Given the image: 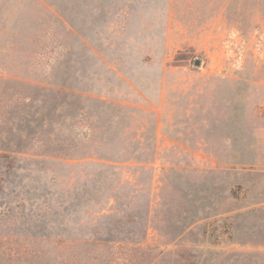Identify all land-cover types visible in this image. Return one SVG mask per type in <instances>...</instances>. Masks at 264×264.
<instances>
[{
	"label": "rangeland",
	"instance_id": "1",
	"mask_svg": "<svg viewBox=\"0 0 264 264\" xmlns=\"http://www.w3.org/2000/svg\"><path fill=\"white\" fill-rule=\"evenodd\" d=\"M0 264H264V0H0Z\"/></svg>",
	"mask_w": 264,
	"mask_h": 264
},
{
	"label": "water",
	"instance_id": "2",
	"mask_svg": "<svg viewBox=\"0 0 264 264\" xmlns=\"http://www.w3.org/2000/svg\"><path fill=\"white\" fill-rule=\"evenodd\" d=\"M195 65L198 66V65H199V61H196V62H195Z\"/></svg>",
	"mask_w": 264,
	"mask_h": 264
}]
</instances>
